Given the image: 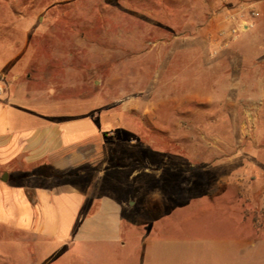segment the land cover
Returning <instances> with one entry per match:
<instances>
[{"label": "rangeland", "instance_id": "1", "mask_svg": "<svg viewBox=\"0 0 264 264\" xmlns=\"http://www.w3.org/2000/svg\"><path fill=\"white\" fill-rule=\"evenodd\" d=\"M243 3L0 0L7 85L47 114L98 110L136 203L116 246L0 225V264H264V25L218 44Z\"/></svg>", "mask_w": 264, "mask_h": 264}, {"label": "crops", "instance_id": "2", "mask_svg": "<svg viewBox=\"0 0 264 264\" xmlns=\"http://www.w3.org/2000/svg\"><path fill=\"white\" fill-rule=\"evenodd\" d=\"M253 5L260 14L241 43L264 25V0ZM15 71L0 68V225L70 251L120 244L136 203L118 196L115 174L132 160L119 154L98 110L39 111L38 96L7 85Z\"/></svg>", "mask_w": 264, "mask_h": 264}, {"label": "built area", "instance_id": "3", "mask_svg": "<svg viewBox=\"0 0 264 264\" xmlns=\"http://www.w3.org/2000/svg\"><path fill=\"white\" fill-rule=\"evenodd\" d=\"M258 15L255 6L246 3L237 9L227 10L223 14V22L227 23L229 27L219 31V47H226L227 44L240 38L245 31L251 29Z\"/></svg>", "mask_w": 264, "mask_h": 264}, {"label": "water", "instance_id": "4", "mask_svg": "<svg viewBox=\"0 0 264 264\" xmlns=\"http://www.w3.org/2000/svg\"><path fill=\"white\" fill-rule=\"evenodd\" d=\"M7 180V175L4 174V176L2 177V181L5 182Z\"/></svg>", "mask_w": 264, "mask_h": 264}]
</instances>
